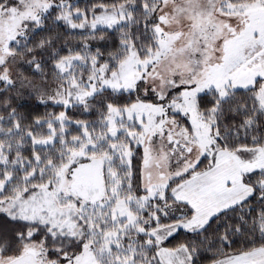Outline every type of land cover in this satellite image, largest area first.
Here are the masks:
<instances>
[{
	"label": "snow or ice",
	"instance_id": "snow-or-ice-1",
	"mask_svg": "<svg viewBox=\"0 0 264 264\" xmlns=\"http://www.w3.org/2000/svg\"><path fill=\"white\" fill-rule=\"evenodd\" d=\"M0 264H264V0H0Z\"/></svg>",
	"mask_w": 264,
	"mask_h": 264
}]
</instances>
